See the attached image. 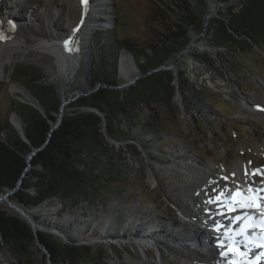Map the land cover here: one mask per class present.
Instances as JSON below:
<instances>
[{"label": "rangeland", "instance_id": "obj_1", "mask_svg": "<svg viewBox=\"0 0 264 264\" xmlns=\"http://www.w3.org/2000/svg\"><path fill=\"white\" fill-rule=\"evenodd\" d=\"M14 1L0 0V14H5V17H8L9 12L12 16L17 15V18L6 22L8 29L18 30L20 27L23 32L27 28L21 22H29V27L45 30L48 39L54 41L70 32L80 20L81 10L75 0H18L21 8L19 12L14 8L18 1ZM92 1L98 6L91 13L94 25L82 38L78 57L80 68L67 84L55 76L58 63L51 53L45 52L43 57L23 56L19 53L5 65L4 76L0 77V121L7 120L20 135L24 134L25 123L22 119L19 122L17 118H13V100L34 106L29 101V93L24 86H31L37 75L27 73L28 70L43 75V83L55 87L60 101L65 93L69 105L76 100V95L79 98L94 87L103 86V82L95 80L99 70L93 62V47L100 32L126 40L138 53L147 51V48L158 41L159 35L166 32V26L155 13V0ZM235 2L236 0L232 3ZM229 4L219 5L208 18L222 12ZM107 21L109 22L106 23ZM196 36L198 35L193 33L191 38ZM205 43L203 36L198 44L184 53L169 69L175 76L172 105L162 109L149 107L136 112L142 123L156 125L157 129L149 128L151 130L144 132L143 139L139 142L138 137L128 139L125 134L118 140L113 139L104 127L107 140L114 146L112 162L115 167H109L113 173H101L104 178V193L98 196V200L65 205L60 200L50 198L47 199L50 207L34 216L40 222L67 220L66 224L70 223L73 232L70 236L46 225L35 226L37 230L55 237L64 245L100 248L93 263L90 259H84L77 261V264H188L168 249L158 250L152 241L141 246L133 239H119L116 232H126L125 227L130 228L129 230L137 228L130 221L145 220L151 213L174 217L180 225L186 220L190 226L197 227L192 222L194 219L182 218L179 208L175 206L183 200L192 211L195 210L191 200L179 190L186 188L189 181L199 183L198 178L189 172L192 169L190 166H200L202 170L215 172L222 170L225 165L231 171L236 162H244L249 158L259 165L257 167H263L260 159L264 161V110L250 109L248 105L245 107L243 100L247 98L249 101L264 103V53L260 49L258 54L244 50L238 55V59L229 62L221 59ZM120 45L117 44L115 55L121 79L120 87L117 85V88L122 89L133 84L122 86L139 72L126 50L120 49ZM194 50L212 57L220 73L194 60L191 56ZM121 55L128 56L133 67L122 71ZM179 78L183 80L182 85ZM246 108L251 112L246 111ZM14 119L22 125L21 128ZM139 119L127 122L129 131L135 128ZM17 183L12 187L14 191L0 201V209L13 215L20 210L24 212L29 209L22 207V210L18 206V211L16 205L12 206L17 202L14 195L20 189L22 181ZM195 194L199 197L203 193L196 191ZM150 222L151 220L148 224ZM148 224L142 227L146 229ZM101 230L112 235L110 238H100ZM52 231H57L63 237ZM179 232L186 237L183 226L179 227ZM35 246L30 248L31 254L21 258L17 257L10 245H0V264H52L50 255Z\"/></svg>", "mask_w": 264, "mask_h": 264}, {"label": "trees", "instance_id": "obj_2", "mask_svg": "<svg viewBox=\"0 0 264 264\" xmlns=\"http://www.w3.org/2000/svg\"><path fill=\"white\" fill-rule=\"evenodd\" d=\"M214 1L231 3L233 0ZM207 6V0H155V13L166 26V32L142 53L126 40L100 32L93 47V62L99 70L95 80L105 86L67 105L61 123L52 130L60 98L53 85L43 83V75L28 70L27 73L37 76L31 86L24 87L37 99L44 114L32 105L13 100V112L25 123L24 133L28 141L7 120L0 121V191L15 186L27 165V155L42 146L32 156L31 167L14 195L17 203L37 209L41 205L50 207L47 200L50 198L65 205L98 200V196L104 193L102 174L113 173L109 167H115L112 162L114 146L107 140L104 127L113 139L118 140L125 134L128 139L138 137L139 142L143 139L142 134L151 130L149 128L157 129L156 125L142 123L136 112L172 105L175 76L169 69H154L175 59L190 42L193 33H201ZM224 9L208 18L205 42L221 59L229 62L238 59L244 50L258 54L260 49L264 53V0H236ZM118 43L120 49L133 55L138 72L146 73L122 89L117 88L121 82L115 55ZM191 56L220 73L208 54L194 50ZM21 70L26 72L24 68ZM179 82L182 85V78ZM131 119L139 121L129 131L127 122ZM23 220L0 209V245H10L17 257L26 258L31 254L30 248L36 245V239L30 224ZM37 233V239L45 253L50 255L52 264H77L84 259L92 261L100 251L97 246L64 245L49 234L39 230Z\"/></svg>", "mask_w": 264, "mask_h": 264}, {"label": "bare ground", "instance_id": "obj_3", "mask_svg": "<svg viewBox=\"0 0 264 264\" xmlns=\"http://www.w3.org/2000/svg\"><path fill=\"white\" fill-rule=\"evenodd\" d=\"M75 3L81 10L80 20L70 32L54 41L52 39H48L45 30L32 29L33 27H29V22H21L24 24V26H22L25 29L27 28V30L23 32L20 31V27L18 30L8 29L5 26L6 22L9 21V19L17 18V15L12 16L11 12H9L8 17H5V14H0V77L4 76L5 65L10 63L16 54L20 53V55L23 56L36 55L38 57H43L45 55L44 53L47 52L49 54H53L57 60L58 69L55 72V76L60 77L64 84H67L70 80H72L80 68L78 57L80 54V46L82 45V38L87 35V30H90V28L94 25V21L91 20V13L98 8L97 4L93 3V1L91 2V0H86V3L82 2V0H75ZM14 8L17 12L21 11L19 1ZM6 10H8V8ZM108 22L109 21L106 23ZM69 38L75 42L74 48L71 51L67 50L65 46V40H68ZM128 67H133L129 57L121 55L120 69L123 71ZM63 97L66 99L65 93ZM243 102L245 107L248 105L249 108L251 107L254 110L257 108L264 110V103L259 101H249L245 98ZM250 109L248 110L246 108V111L251 112ZM14 121L20 128L22 127L16 119H14ZM260 164H263L262 168L257 167L259 165L255 162H251L248 158L247 160H244V162H236L231 171L227 169V166L223 165L222 170L215 172L202 170L200 166H190L192 169L190 171L188 169V171L191 172L195 178H198L199 183L195 184L194 182L189 181L186 188H179V190L185 194L187 199L191 200L194 204V208L196 209L192 211L183 200H180L179 203L175 204V206L179 208L180 216L182 218L193 220L195 219L194 217L197 216V213L195 212L202 213V211H206V209L215 213L224 211L223 207L227 205V201L222 200V202L219 203L215 200H219L217 197L221 192L229 194L235 187L236 181L243 183L244 180L247 179V181L255 188L264 187V175H251V173L256 169L264 171V161L261 159ZM246 170L249 173L247 177H245ZM233 173H235V176ZM223 177H229L230 179L224 180ZM196 191L206 195L205 203L202 201L201 197H198L197 194H195ZM214 197H216V199H214ZM224 203L226 205H224ZM16 207L18 208L16 210L19 211L18 205ZM46 208V205H41L37 209L29 208L30 210L24 211L25 213L21 210L19 212H14L30 225L37 227L46 225L50 229L52 228L53 230H57L58 232H62L65 235L70 236L73 232L69 226L70 223L69 225L66 224L67 220H42L41 223L40 220L38 221L34 217L37 212L45 210ZM238 209L243 210L242 208ZM248 210L255 211L257 209L252 208ZM159 215L151 213L150 217H146L145 220L137 219L135 221L133 219L130 222L134 223L137 228L129 230L130 228L128 229V227H125L126 232H116V234H118V238L122 240H136V242H139L141 246L146 244V242H154L158 250H161L162 248L168 249L175 253L180 260L187 262L188 264H245L241 257H234L226 248V246H228L232 241L231 238H224L221 241L212 242L206 238L204 232H202L198 226H190L189 221L185 220L180 225L174 217H163L162 215ZM149 220H151L150 224H148ZM144 224H148L146 229L142 227ZM162 226L163 228H161ZM180 226H183L186 237L179 232ZM110 235L112 234L105 232V230H101L100 238H110ZM214 243L216 245H214ZM233 259L236 260V262H234Z\"/></svg>", "mask_w": 264, "mask_h": 264}, {"label": "water", "instance_id": "obj_4", "mask_svg": "<svg viewBox=\"0 0 264 264\" xmlns=\"http://www.w3.org/2000/svg\"><path fill=\"white\" fill-rule=\"evenodd\" d=\"M234 1V0H233ZM232 1V2H233ZM231 2V3H232ZM207 3H208V9H207V11L205 12V14H204V16H203V29H202V31H201V33L200 34H198V36H196V37H192L191 38V40H190V42L186 45V47L176 56V58L175 59H173L171 62H169L168 64H163V65H160L159 67H157L156 69H154V70H159V69H171L173 66H174V64L179 60V59H181V57L184 55V53H186V52H188V51H190L191 49H192V47L195 45V44H198L199 42H200V40H201V38L204 36V34H205V30H206V27H207V22H208V16L210 15V13L212 12V11H214L219 5H221V4H229V3H222V2H215L214 0H207ZM205 45L207 46V47H209L210 48V46L208 45V44H206L205 43ZM124 50H126V49H124ZM126 52L129 54V57L131 58V60H132V63L135 65V62H134V58H133V55L128 51V50H126ZM136 66V65H135ZM146 73H138V74H135L132 78H130L126 83H123L122 84V86H125V85H128V84H131V83H134L138 78H140L141 76H143V75H145ZM103 86H105V84L103 83ZM118 87H120L119 85H118ZM98 88L97 87H94V89H92V90H90V91H87V92H85V93H83V95H81V96H84V95H87V94H90V93H92V92H94V91H96ZM78 98V96L76 95L74 98L75 99H77ZM28 98H29V101L34 105V107L35 108H37L38 110H40V112H42V114H44V110H43V108L40 106V104L38 103V101H37V99H35V98H33L32 96H31V94H29L28 95ZM62 99V101H61V104H60V107H59V112H58V114H57V118H56V121H55V123H53L52 124V128H51V130L52 129H54V128H56L60 123H61V120H62V118H63V115H64V108H65V106L67 105V102H69V99L68 98H66V99H64V97H62L61 98ZM13 118H17L18 119V121L19 122H21L20 120H21V118H20V116L17 114V113H15V112H13ZM14 126L16 127L17 125L16 124H14ZM19 128V127H18ZM25 140H27V138H26V136H25V133L23 134V135H21ZM28 141V140H27ZM42 148V146H40V147H38V148H34V149H32V151L30 152V154L26 157V161H27V165H26V167H25V169H24V171H23V173H22V175H21V177H20V179L17 181L18 183L17 184H20L21 183V181H22V177L25 175V172L31 167V164H30V160H31V158H32V156L35 154V152H37L39 149H41ZM14 191V189L12 188L11 190L10 189H6V191H3V192H1L0 191V201L2 200V199H6L7 198V195H8V193H10V192H13ZM19 206V207H21L22 208V206H20V204L19 203H17L16 202V204H12V206ZM24 209V208H23ZM19 217V216H18ZM20 218V217H19ZM21 219V218H20ZM22 220V219H21ZM24 221V220H23ZM25 222V221H24ZM26 223V222H25ZM28 224V223H27ZM29 225V224H28ZM30 227H31V230H32V232L34 233V236H35V239H36V244H37V246L41 249V250H43V251H46L45 249H44V247H43V245H41L40 243H39V241H38V239H37V236H38V230L35 228V226L34 225H29ZM40 232V231H39ZM52 232H54V234H56V235H58L59 237L61 236V237H63L61 234H59L57 231H52ZM48 233H50V232H48Z\"/></svg>", "mask_w": 264, "mask_h": 264}, {"label": "snow or ice", "instance_id": "obj_5", "mask_svg": "<svg viewBox=\"0 0 264 264\" xmlns=\"http://www.w3.org/2000/svg\"><path fill=\"white\" fill-rule=\"evenodd\" d=\"M82 2L86 3V0H82ZM75 42L70 38L65 40V46L67 50L71 51L74 48ZM264 175V171L260 169L254 170L251 175ZM235 176V173H233ZM249 173L247 170L245 171V177H247ZM224 180L230 179L229 177H223ZM219 200H226L227 207L230 211H235L237 208L242 209H257L261 212V219H264V187L255 188L253 187L247 179L244 180L243 183L240 181H236L235 187L231 190L229 194L225 192H221L217 197ZM237 221H245L244 226L241 228V231L238 233L239 235H247L248 228L253 227L254 225L250 221H255L257 219L256 216H238L235 217ZM261 227L264 228V223L261 224ZM219 230V226L217 228Z\"/></svg>", "mask_w": 264, "mask_h": 264}]
</instances>
